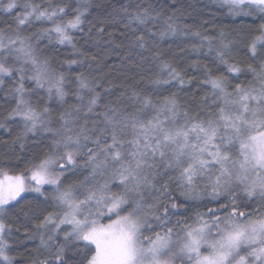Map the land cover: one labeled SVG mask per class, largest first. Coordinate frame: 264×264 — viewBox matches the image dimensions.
Instances as JSON below:
<instances>
[{"label": "snow or ice", "instance_id": "snow-or-ice-1", "mask_svg": "<svg viewBox=\"0 0 264 264\" xmlns=\"http://www.w3.org/2000/svg\"><path fill=\"white\" fill-rule=\"evenodd\" d=\"M74 2L0 0V12L11 17L0 27V89L12 82L6 97L15 105L0 128L11 133V123H22L13 144L29 134L51 137L47 150L23 168L0 167V264H19L10 255L13 240L39 241L31 264H264V0H220L230 16L261 21L247 41L227 26L218 37L177 27L173 16L153 31L161 13L152 5L114 8L123 28L103 42L112 50L126 48L130 62L133 52L141 61H158L167 77L152 80V92L121 93L128 103L97 114V85L76 73L71 95L77 103L54 119L48 103L65 105L71 82L43 55L41 42L70 45L79 59L65 61L69 68L96 61L73 35L92 38L93 29L84 33L83 27L92 5ZM36 24L41 27L25 34ZM104 35L105 28H97L95 42ZM169 35L199 38L192 50L206 43L216 72L224 66L228 73L193 61L204 72L198 87L209 91L198 99L194 94L190 104L170 91L195 78L162 59L157 41ZM241 42L259 63L247 65L252 81L233 86L229 76L239 79L245 71L235 60ZM41 91L47 102L34 104L32 96ZM93 115L101 119L90 121ZM32 193L38 196L29 199ZM250 202L257 207L249 210Z\"/></svg>", "mask_w": 264, "mask_h": 264}, {"label": "trees", "instance_id": "trees-1", "mask_svg": "<svg viewBox=\"0 0 264 264\" xmlns=\"http://www.w3.org/2000/svg\"><path fill=\"white\" fill-rule=\"evenodd\" d=\"M6 2V0H5ZM22 3L23 0H20ZM37 3L42 0H36ZM54 3L71 4L72 7L76 6L74 0H53ZM92 5L90 9V15L85 19L84 33H88L91 27L92 33L89 38L80 32H74V39L77 43V47L81 51L88 52L90 55L96 56V61L85 63L83 67L79 65L69 66L64 63L67 60L79 59L78 56L73 54V49L70 45L56 44L55 40L51 44L47 40L41 42L40 47L44 49L43 55L50 57L52 60V66L58 71H63L71 82L68 90L70 95L65 105H58L55 101L49 102L48 106L54 110V119L58 116L60 111H64L71 105L77 103L71 92L75 91V74L83 73L88 77L89 81L93 85H97L96 91L100 93L99 105L95 109V113H103L105 106L107 105H119L121 103H128L125 98L121 97V93H124L125 97L130 96L132 91H140L143 93L152 92L153 85L150 83L152 80L159 78H166L167 73H161L158 61H141L139 56L135 52L132 53V61L130 62L125 58L127 49L120 48L112 50L103 41L108 39L107 33L111 32L115 37H119L120 31L123 28V24L120 21L119 15L113 14V9H119L121 6L131 3L134 6L136 4H142L144 6L152 5L153 8L161 13L160 18L157 20L153 31L162 29L164 27V20L168 16H173V23L175 26L182 28L184 25L194 26L193 31L199 30L203 35L209 37H218L221 26H227V31L231 32L232 36L240 33L247 41L251 35L258 34L256 29L261 21L253 16L249 18L241 19L239 17H233L228 14V10L224 7L220 0H89ZM154 14V13H153ZM14 15V14H13ZM107 17V19H105ZM6 14L0 12V27H6V21L10 20ZM46 26V25H45ZM40 24H36L29 31L34 32L40 28ZM99 27L105 28V35L100 43H96V29ZM117 43L119 40L117 39ZM160 51L163 53L162 59L168 60L172 63L173 67L181 71L185 78L194 77L193 83L186 85L183 89L178 90L176 87H172L170 91L178 92V97L182 105L190 104L193 99V95H203L204 92L209 91L207 88H200L198 85L204 79V72L202 68L194 67L193 61H200L206 63L210 68H213L215 74L224 73L228 75L224 66H219V72H216L218 62L215 61V53H209L207 44L205 43L198 51H193L191 45H199V38L191 35L182 36L169 35L163 40H158ZM183 49V51H181ZM234 51L237 53L235 60L239 62L240 67L245 69L244 73L239 75V79H233V76H229L231 84L234 86L236 83H247L253 80V76L250 72H247V65H256L259 61H253L244 42L236 45ZM145 56L149 54L144 53ZM139 65V66H137ZM12 82L8 81L3 89H0V119L14 107V100L11 96L6 97V92L11 88ZM26 87L32 88L33 85L30 82H26ZM169 92H163V95H168ZM85 101L89 98V93L85 91L83 93ZM32 101L37 104L38 101L47 102V95L41 91L38 95L32 96ZM42 107L43 104H40ZM88 119L100 120L99 115L89 116ZM83 121V115L81 116V122ZM53 126H59V121ZM11 133L5 131L4 128H0V167L11 168L19 170L23 168L27 161L33 157L47 150L51 137L48 134H37L36 136H29L22 139L16 144H13V139L22 133V123L17 121L11 123ZM7 141V143H5ZM20 143H23L25 147L20 148ZM82 178V177H81ZM114 191L118 190L113 188ZM46 192H51V188L46 186ZM38 194H29V199H32ZM42 199V198H41ZM222 203L225 201H221ZM250 209L257 207L255 202H250ZM215 206V205H210ZM51 210V207L49 208ZM14 215V213L12 214ZM175 219V218H174ZM107 222V220H103ZM13 250L10 255L14 256L19 264H31V259L34 258L37 253L34 251L39 241H24L20 244L18 241L13 240Z\"/></svg>", "mask_w": 264, "mask_h": 264}, {"label": "rangeland", "instance_id": "rangeland-1", "mask_svg": "<svg viewBox=\"0 0 264 264\" xmlns=\"http://www.w3.org/2000/svg\"><path fill=\"white\" fill-rule=\"evenodd\" d=\"M103 222V221H102ZM104 223H107V222H104Z\"/></svg>", "mask_w": 264, "mask_h": 264}]
</instances>
